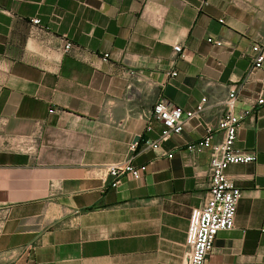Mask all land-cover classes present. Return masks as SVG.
I'll return each instance as SVG.
<instances>
[{
  "label": "crops",
  "instance_id": "crops-1",
  "mask_svg": "<svg viewBox=\"0 0 264 264\" xmlns=\"http://www.w3.org/2000/svg\"><path fill=\"white\" fill-rule=\"evenodd\" d=\"M261 38L264 0H0V264H187L210 175L209 151L187 146L207 128L222 141L228 89ZM63 41L74 48L64 53ZM162 98L184 110L207 102L180 135L145 149ZM258 98L264 68L236 113ZM234 149L256 159L226 170L242 195L206 264H264V104ZM130 159L146 167L139 180L113 189L97 171Z\"/></svg>",
  "mask_w": 264,
  "mask_h": 264
},
{
  "label": "built area",
  "instance_id": "built-area-1",
  "mask_svg": "<svg viewBox=\"0 0 264 264\" xmlns=\"http://www.w3.org/2000/svg\"><path fill=\"white\" fill-rule=\"evenodd\" d=\"M31 22L35 27L40 25L39 19H33ZM208 42L221 46L219 41L208 39ZM73 48L74 45L71 42L63 41L61 49L64 53L70 52ZM173 52L178 57H183L180 45L174 46ZM108 58V54L103 55L104 61ZM263 68L264 38H261L252 44L250 69L240 82L228 89L224 110L216 126V129L223 134L222 141L214 144L213 129L207 128L202 140L187 146L188 151L197 154L208 150L210 157L208 194L203 205L192 210L186 232L187 264H206L214 250L217 235L223 231H230L234 227L236 209L242 191L229 179L226 170L231 165L249 164L255 161L254 155L235 150L234 143L246 117L256 106L263 105L264 100L258 98L250 103L249 109H242L239 113H236V106L246 88L249 76ZM129 74L134 76L132 72ZM171 75L175 76L176 73L173 72ZM206 102L207 100L203 98L192 110H184L166 99H159L152 107L146 132H151V122L157 123L161 131L155 141L145 143V149L158 150L161 143L180 135L187 123L203 112ZM137 147L138 143L132 144L131 152H135ZM97 171L112 179L110 187L114 189L123 177L128 176L133 180H139L146 171V167H136L130 159L125 163L98 167Z\"/></svg>",
  "mask_w": 264,
  "mask_h": 264
}]
</instances>
